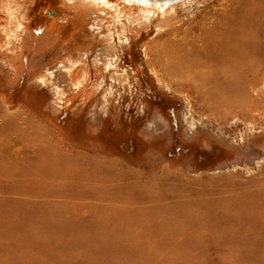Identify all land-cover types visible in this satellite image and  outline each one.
Wrapping results in <instances>:
<instances>
[{
    "label": "rangeland",
    "instance_id": "rangeland-1",
    "mask_svg": "<svg viewBox=\"0 0 264 264\" xmlns=\"http://www.w3.org/2000/svg\"><path fill=\"white\" fill-rule=\"evenodd\" d=\"M108 2L0 0V264H264V19L254 82L151 53L264 0Z\"/></svg>",
    "mask_w": 264,
    "mask_h": 264
},
{
    "label": "bare ground",
    "instance_id": "bare-ground-1",
    "mask_svg": "<svg viewBox=\"0 0 264 264\" xmlns=\"http://www.w3.org/2000/svg\"><path fill=\"white\" fill-rule=\"evenodd\" d=\"M89 1L96 2V5L100 8L109 4L108 0ZM125 1L135 4L140 3L144 6L153 7L154 11L164 12L172 3L179 0ZM237 8L238 5L236 10ZM199 13L197 11L191 19L182 23L187 24L185 28H182V24L176 27L172 36L161 41L158 45L159 49L151 53L164 59L166 68L176 76L184 79H193L194 77L198 79L197 85L199 87H207L216 81L231 83L236 87L240 83L247 84L248 81H256L258 79L257 74L250 76L244 66L238 67V65L248 58L246 62L251 60L252 67L254 69L258 68L259 62L257 59L263 52L258 36L262 33L260 24L261 20L264 19V12L253 9L248 11L247 14H241L240 19H234L235 21H231L229 18L214 21L212 20V10H208L206 15L199 16ZM149 14L148 11L146 16ZM176 15L175 11L172 16H164L161 18L160 23H166L167 18H174ZM248 22L250 24L247 25ZM249 28L253 39L247 38L249 34L247 29ZM161 34V32H158L156 36ZM110 39L109 46L114 49L117 46L115 38L111 36ZM244 53L247 54L246 57L241 56ZM236 70V73L242 75L244 73L245 76L236 78ZM243 94L246 96V91Z\"/></svg>",
    "mask_w": 264,
    "mask_h": 264
},
{
    "label": "water",
    "instance_id": "water-1",
    "mask_svg": "<svg viewBox=\"0 0 264 264\" xmlns=\"http://www.w3.org/2000/svg\"><path fill=\"white\" fill-rule=\"evenodd\" d=\"M161 2H163V1H161Z\"/></svg>",
    "mask_w": 264,
    "mask_h": 264
}]
</instances>
